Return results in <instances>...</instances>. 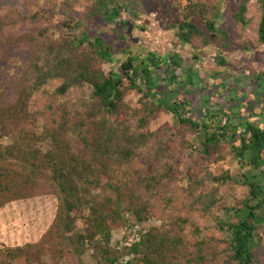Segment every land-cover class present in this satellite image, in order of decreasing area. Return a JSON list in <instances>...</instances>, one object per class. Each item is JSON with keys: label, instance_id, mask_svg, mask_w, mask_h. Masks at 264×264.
<instances>
[{"label": "trees", "instance_id": "trees-1", "mask_svg": "<svg viewBox=\"0 0 264 264\" xmlns=\"http://www.w3.org/2000/svg\"><path fill=\"white\" fill-rule=\"evenodd\" d=\"M259 2L262 15L258 35L264 45V0ZM193 4L192 15L203 12L201 3ZM121 9L125 8H110L108 0H104L91 8L89 16L101 15L108 22L118 23ZM247 12L248 5L243 0L234 14L235 20L248 25ZM4 15L0 20V56L6 54L11 45L29 51L31 57L24 74L33 73L34 78L19 89L12 103L5 101L0 91V138H15L7 145L0 143V209L13 200L32 195L38 180L47 179L59 204L44 241L52 240L51 250L57 264L61 258H81L89 243L94 248L96 264H119L125 255L131 258L124 264L256 263L255 238L258 226L264 223V213H257L264 207V170L245 175L244 184L250 189V197L236 210L238 221L228 223L227 228L219 221L210 230L195 226L186 232L189 219L179 217L162 227H151L146 232L139 230L140 240L123 245L122 254L114 251L110 243L113 229L125 228L128 239L133 235L134 226L176 203H182L189 211L201 210L208 214L221 203L219 190L231 179L229 172L208 174L198 179L191 177L185 198L176 197L177 168L166 165L169 157L180 150V144L181 148H194L192 142L186 140L188 134L199 135L203 159L219 151L222 141L239 136L238 143L231 142L236 156L242 163L259 169L264 166V126L251 119L233 125V118L240 114L235 111L237 106L222 105L214 109L213 96H202L205 113L202 118L197 117L194 106L187 100L191 97L187 86H182L183 95L178 100L160 91L159 76L166 65L176 64L167 78L170 81L179 78L175 73L179 62L172 60L171 54L168 58L148 51L144 58L130 52L119 71L107 74L103 64L114 60L115 48L104 36L95 35L91 40V30L81 36L63 30L56 38L47 24L36 25L49 20L42 13L23 15L10 10ZM126 17L130 18L129 12ZM23 24H29L31 28L20 34L18 31ZM207 25L213 32L212 37L192 20L181 22L178 25L181 43L204 51L205 47L197 45V39L209 44L213 38L223 40L224 49L228 48L229 31L220 29L215 22ZM62 27L73 28L71 23ZM219 61L225 63L226 59L220 55ZM193 73H184L189 84L194 83L190 76ZM198 76L204 83L201 75ZM263 76L264 73L256 78L262 80ZM53 83L49 90L48 86ZM232 84L225 90H234ZM203 87L205 89L207 84ZM74 90L80 91L81 95L69 98ZM131 90L142 93L140 109L132 108L126 102V95ZM47 92L50 96L47 105L41 110H33L35 95ZM230 97L237 99L236 93ZM259 101L264 104L263 97ZM161 110L174 114L181 127L179 132L164 137L150 131L151 119ZM39 116L46 119L41 137L52 139V148L47 151L32 147L26 141L30 137L27 126ZM138 157L147 159L149 172L133 179L126 168ZM121 172L126 174L125 181ZM90 186L110 188L117 194V202L109 199L107 212L101 213L88 198ZM85 207L91 210L86 233L70 234L74 216ZM96 236L102 239L98 242ZM31 247L35 245L0 251V264H11L27 256L26 260Z\"/></svg>", "mask_w": 264, "mask_h": 264}, {"label": "rangeland", "instance_id": "rangeland-1", "mask_svg": "<svg viewBox=\"0 0 264 264\" xmlns=\"http://www.w3.org/2000/svg\"><path fill=\"white\" fill-rule=\"evenodd\" d=\"M103 1L0 0V20L10 10H16L23 15L39 12L49 20L40 21L36 25L47 24L50 32L56 38L63 30L76 36H81L84 32L91 30V40H94L95 35L104 36L115 48L114 60L103 64V69L107 74L119 71L120 65L130 52L144 58L148 51L157 52L160 56L167 55L168 58L171 54L172 60L176 59L179 62V66L175 70L179 78L178 80L174 78L172 81L167 78V75L174 71L176 64L172 63L173 66L170 67L166 63L163 64L166 67L161 70L159 76L158 89L160 91H165L169 97L178 100L183 95L182 86H187L186 89L190 90L189 95L191 96L190 99L187 97V100L194 106L197 117L202 118L205 113V105L203 102L201 103L202 96H213L214 109H219L222 105L237 106L235 111H239L240 114L233 118V125H239L244 120L251 119L264 126V104L259 101L261 97L264 99V76L262 80L256 78L259 74L264 73V45L260 42L258 35V25L262 15L259 0H246L249 21L246 26L234 18V14L238 11L243 0H108L110 8H125L121 9V17L117 18L118 23L108 22L101 15L89 16L91 8ZM196 2L201 3L204 10L198 15H192V4ZM127 12L130 15L128 19ZM121 18L125 22L122 23ZM191 20L203 28L209 37H212L213 32L207 28L208 23L215 22L220 29L228 30L230 46L224 49L223 40L212 38V41L207 44L203 39H197V45L205 47L204 53L189 44L181 43L178 25ZM67 23H71L73 28L62 27ZM29 28H31L29 24H23L18 33L21 34ZM220 55L225 57V63L219 61ZM2 56L6 57L2 58ZM30 57L29 51L16 45H11L7 53L0 56V91L4 95L5 101L14 102L19 89L33 80V73L24 74L28 68ZM190 71L195 72L190 75L194 80V83H190L191 85L187 75L184 74ZM197 73L204 79V83L198 80L200 76ZM230 83H233L234 87L231 92L225 90ZM204 84H207L205 89ZM53 85L54 83L48 86L49 90ZM232 92L236 93V100L231 99L230 96L234 95ZM76 95H81V92L74 90L69 98H74ZM141 97V92L131 90L126 95V102L132 108L140 109L142 107ZM49 98L48 92L36 94L32 109H43ZM225 120L226 118L223 120V124ZM45 123L44 116H39L30 123L27 126L30 137L26 141L32 147L36 146L47 151L52 148V139L41 137ZM180 128L174 114L165 110L158 111L149 124L150 131L159 132L164 137H168L171 132H179ZM228 135L231 137L230 132ZM14 139V137L0 138V143L7 145ZM186 140L192 142L194 148H181L180 144V150L177 154L169 157L166 165V167L177 168L179 177L177 199L178 197L185 198V190L191 182V177L198 179L208 174L221 175L229 172L231 179L219 190L222 201L210 214L201 210L189 211L182 203H176L164 210H158L156 216L143 222L141 226L147 229L162 227L164 223L174 222L179 217H188L189 219L186 232H190L195 226L210 230L219 221H223L227 228L228 223L238 221L235 212L242 207V201L250 197V189L244 184L245 175L264 170V166L254 169L252 166L242 163L236 156L231 142L238 143L239 136L232 140L222 141L220 150L207 159H203L201 155L203 144L198 134L190 133L186 136ZM148 168L147 159L138 157L131 166L126 168V172L133 179H138L140 174L149 172ZM121 174L125 181L126 174L124 172ZM88 198L92 201V205L100 209L101 213H106L109 199L117 202L118 196L106 186H90ZM251 203H255V201ZM58 204V199L49 181L40 178L32 195L13 200L0 209V251L7 248L26 247L30 244L35 245V247L28 248L29 256L26 260L27 256L20 258L19 261H13L11 264H57L56 256L51 250L53 242L50 239L44 241V234L54 222ZM257 213L262 215L264 207L258 209ZM90 215L89 207H85L81 213L75 215L74 228L70 234L86 233L87 219ZM213 232L215 231L213 230ZM228 235L226 230L225 236L228 237ZM125 237V228L120 226L113 229L110 246L114 251L123 253L121 242L125 240ZM101 239L100 236L95 238L98 242ZM255 239V264H264V223L258 226ZM85 247L86 251L82 257H77L79 260L73 256L69 259L68 257L61 258L59 263L96 264L94 248L91 243L86 244ZM130 258L131 256L128 255L123 256L119 260V264H124Z\"/></svg>", "mask_w": 264, "mask_h": 264}, {"label": "built area", "instance_id": "built-area-1", "mask_svg": "<svg viewBox=\"0 0 264 264\" xmlns=\"http://www.w3.org/2000/svg\"><path fill=\"white\" fill-rule=\"evenodd\" d=\"M139 230H143L144 232H146L148 229L145 228L144 226H141V224H137L136 226H134V228H132L133 235L130 236L128 239H127V231H126L125 240L121 242L122 246L125 245L126 243H131L134 240H140L141 236L138 233Z\"/></svg>", "mask_w": 264, "mask_h": 264}, {"label": "crops", "instance_id": "crops-1", "mask_svg": "<svg viewBox=\"0 0 264 264\" xmlns=\"http://www.w3.org/2000/svg\"><path fill=\"white\" fill-rule=\"evenodd\" d=\"M263 103V102H262ZM49 229V228H48Z\"/></svg>", "mask_w": 264, "mask_h": 264}]
</instances>
